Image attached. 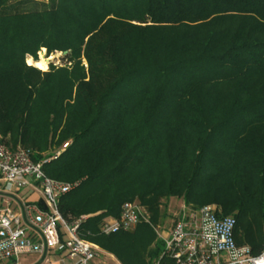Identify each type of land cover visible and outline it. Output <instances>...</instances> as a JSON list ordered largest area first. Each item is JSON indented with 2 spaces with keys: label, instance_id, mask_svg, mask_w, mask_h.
I'll use <instances>...</instances> for the list:
<instances>
[{
  "label": "trees",
  "instance_id": "obj_1",
  "mask_svg": "<svg viewBox=\"0 0 264 264\" xmlns=\"http://www.w3.org/2000/svg\"><path fill=\"white\" fill-rule=\"evenodd\" d=\"M42 46L64 64L26 66ZM0 135L51 159L49 179H84L59 212L120 264H154L160 240L100 225L126 202L158 225L170 198L234 218L261 253L264 0H0Z\"/></svg>",
  "mask_w": 264,
  "mask_h": 264
},
{
  "label": "built area",
  "instance_id": "obj_2",
  "mask_svg": "<svg viewBox=\"0 0 264 264\" xmlns=\"http://www.w3.org/2000/svg\"><path fill=\"white\" fill-rule=\"evenodd\" d=\"M68 145L64 143L52 159ZM50 160L34 162L21 147L10 149L0 135V192L16 205L15 210L0 206V264H21L24 255H37L40 263L47 264L53 257H62L69 264H98L101 256L113 257L80 237L79 227L87 215L71 222L62 218L59 198L78 188L84 179L69 183L49 179L42 166ZM20 189L39 192L42 205L18 198ZM142 223L152 226L142 207L126 202L119 216L105 220L99 231L109 236ZM235 224L232 217H218L214 206L197 209L181 204L168 230L154 228L162 244L154 264H264V250L253 255L249 246L236 244Z\"/></svg>",
  "mask_w": 264,
  "mask_h": 264
},
{
  "label": "rangeland",
  "instance_id": "obj_3",
  "mask_svg": "<svg viewBox=\"0 0 264 264\" xmlns=\"http://www.w3.org/2000/svg\"><path fill=\"white\" fill-rule=\"evenodd\" d=\"M46 1V0H44ZM53 55V54H52ZM62 55L56 56L52 61H50L49 64H53L55 66H61L64 64V61L62 60ZM39 58V56H38ZM57 61L59 62V64H57ZM48 64V66H49ZM0 189H2V186L0 185ZM22 193H24V189H20L19 191V195ZM181 201L175 199V198H170L169 201L166 203V217L165 220L162 221V223H158L157 224H153L151 226V229L154 231V228L160 230V231H165L168 230L169 227L172 225V223L174 222L175 216L179 210ZM163 209V208H162ZM134 229V228H133ZM131 229V230H133ZM155 232V231H154ZM25 259H21V261H23ZM24 262V261H23ZM98 264H120L115 257H108V256H101L98 258L97 260ZM56 264V263H55Z\"/></svg>",
  "mask_w": 264,
  "mask_h": 264
},
{
  "label": "crops",
  "instance_id": "obj_4",
  "mask_svg": "<svg viewBox=\"0 0 264 264\" xmlns=\"http://www.w3.org/2000/svg\"><path fill=\"white\" fill-rule=\"evenodd\" d=\"M20 191V190H19ZM19 191L16 193V196L18 198H22L23 200H26L28 202L37 203L39 205H42V199L39 192L31 190V189H24V193L22 195L18 194ZM182 204V203H181ZM180 204V205H181ZM0 206H10L12 209L15 210V204L11 202V197L3 194L0 192ZM25 259L21 261V259ZM21 264H47V263H40V258L37 255H24L20 258ZM69 264L70 262L68 260H64L62 257H53L51 258V263L48 264Z\"/></svg>",
  "mask_w": 264,
  "mask_h": 264
},
{
  "label": "clouds",
  "instance_id": "obj_5",
  "mask_svg": "<svg viewBox=\"0 0 264 264\" xmlns=\"http://www.w3.org/2000/svg\"><path fill=\"white\" fill-rule=\"evenodd\" d=\"M47 49L45 47H40L39 51L37 52V56L40 57L38 61H34L33 57L30 53H25V64L30 68H35L42 73H46L49 71L48 63L52 61L56 56L62 55L60 52H54L53 55H49L47 60L44 58V54L46 53ZM57 64L59 62L57 61Z\"/></svg>",
  "mask_w": 264,
  "mask_h": 264
},
{
  "label": "water",
  "instance_id": "obj_6",
  "mask_svg": "<svg viewBox=\"0 0 264 264\" xmlns=\"http://www.w3.org/2000/svg\"><path fill=\"white\" fill-rule=\"evenodd\" d=\"M66 54H67V52H62V56H65ZM44 57L47 58L46 53L44 54Z\"/></svg>",
  "mask_w": 264,
  "mask_h": 264
},
{
  "label": "bare ground",
  "instance_id": "obj_7",
  "mask_svg": "<svg viewBox=\"0 0 264 264\" xmlns=\"http://www.w3.org/2000/svg\"><path fill=\"white\" fill-rule=\"evenodd\" d=\"M44 58H45V60H47V58H46V57H44ZM39 59H40V57L38 58V60H39ZM49 63H50V62H49ZM49 63H48V64H49Z\"/></svg>",
  "mask_w": 264,
  "mask_h": 264
}]
</instances>
